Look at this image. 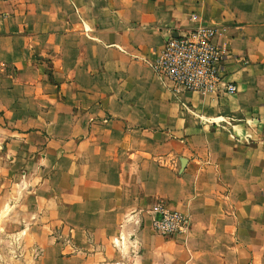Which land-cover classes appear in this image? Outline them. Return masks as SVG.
Segmentation results:
<instances>
[{
  "label": "crops",
  "instance_id": "obj_1",
  "mask_svg": "<svg viewBox=\"0 0 264 264\" xmlns=\"http://www.w3.org/2000/svg\"><path fill=\"white\" fill-rule=\"evenodd\" d=\"M199 27L235 93L174 95L154 72ZM5 179L41 252L25 264H264V0H0ZM159 204L186 234L146 228Z\"/></svg>",
  "mask_w": 264,
  "mask_h": 264
},
{
  "label": "built area",
  "instance_id": "obj_2",
  "mask_svg": "<svg viewBox=\"0 0 264 264\" xmlns=\"http://www.w3.org/2000/svg\"><path fill=\"white\" fill-rule=\"evenodd\" d=\"M216 30L199 27L186 33L170 34L151 63L154 72L167 81L170 91L233 94L237 86L226 79L224 61L230 53L215 41ZM152 227L162 236L184 234L189 226L188 216L179 211L156 207Z\"/></svg>",
  "mask_w": 264,
  "mask_h": 264
},
{
  "label": "rangeland",
  "instance_id": "obj_3",
  "mask_svg": "<svg viewBox=\"0 0 264 264\" xmlns=\"http://www.w3.org/2000/svg\"><path fill=\"white\" fill-rule=\"evenodd\" d=\"M10 167L11 166H5L2 173L9 174V171L12 169ZM9 183L10 181H7V179L0 180V264H15L17 260H20L22 264H25L22 261L24 258L30 257L31 260H36L41 252L36 247L27 244L26 234L23 232L26 230L22 229L20 224L25 220L27 221L29 214L24 212L19 205H14V199L10 195L11 191H9V194H7L6 191V189H9L10 187ZM183 215L187 216L184 213ZM153 216L154 214L151 213V219H146V228L154 234L159 235L152 227ZM186 232L184 234H186ZM69 233L70 231L57 227L52 228L51 232V236L54 237L57 244L61 245L63 248L66 247L65 253L67 254L68 252L76 251L75 246L71 242ZM115 233V238L122 236L118 234L117 229L115 230ZM182 235L183 234H177L175 236Z\"/></svg>",
  "mask_w": 264,
  "mask_h": 264
},
{
  "label": "water",
  "instance_id": "obj_4",
  "mask_svg": "<svg viewBox=\"0 0 264 264\" xmlns=\"http://www.w3.org/2000/svg\"><path fill=\"white\" fill-rule=\"evenodd\" d=\"M174 35L176 36V34L174 33Z\"/></svg>",
  "mask_w": 264,
  "mask_h": 264
}]
</instances>
